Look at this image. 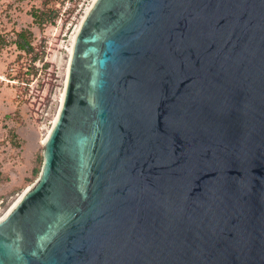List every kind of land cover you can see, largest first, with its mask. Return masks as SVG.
I'll return each instance as SVG.
<instances>
[{"label":"water","instance_id":"95a60500","mask_svg":"<svg viewBox=\"0 0 264 264\" xmlns=\"http://www.w3.org/2000/svg\"><path fill=\"white\" fill-rule=\"evenodd\" d=\"M0 264H264V0H95Z\"/></svg>","mask_w":264,"mask_h":264},{"label":"rangeland","instance_id":"374dc122","mask_svg":"<svg viewBox=\"0 0 264 264\" xmlns=\"http://www.w3.org/2000/svg\"><path fill=\"white\" fill-rule=\"evenodd\" d=\"M92 1L0 0V216L39 175L42 141L64 92L69 48ZM19 39L30 49L18 48Z\"/></svg>","mask_w":264,"mask_h":264},{"label":"trees","instance_id":"16d2710c","mask_svg":"<svg viewBox=\"0 0 264 264\" xmlns=\"http://www.w3.org/2000/svg\"><path fill=\"white\" fill-rule=\"evenodd\" d=\"M24 34L21 33L19 36L22 37ZM4 42L2 36L0 35V45H2ZM16 45L18 46V48H20L21 50L27 51L30 49V43L27 40H23V39H19L16 41Z\"/></svg>","mask_w":264,"mask_h":264},{"label":"bare ground","instance_id":"6f19581e","mask_svg":"<svg viewBox=\"0 0 264 264\" xmlns=\"http://www.w3.org/2000/svg\"><path fill=\"white\" fill-rule=\"evenodd\" d=\"M94 1H95V0H94ZM92 2H93V1H92ZM77 30H78V28H77ZM77 30H76V31H77ZM75 34H76V33H75ZM74 39H75V35H74V37H73V42H74ZM72 46H73V43H72ZM69 52H70L69 54H71V52H72V47L69 48ZM62 100H63V95H62V99H61V101H62ZM56 118H57V116H56ZM56 118H55V120H54V123H55V121H56ZM54 123H53V124H54ZM50 130H51V128H50ZM50 130L48 131V134H49ZM48 134L43 138L42 143L45 141V139L47 138ZM43 144H44V143H43ZM29 187H30V186H29ZM29 187H28V188H29ZM28 188H27V189H28ZM27 189H26V190H27ZM26 190H25V191H26ZM25 191H24V192H25ZM24 192H23V193H24ZM23 193H21V195H22ZM21 195H20V196H21ZM20 196H19V197H20ZM19 197H18V198H19ZM16 201H17V200H16ZM16 201H15V202H16ZM15 202H14V203H15ZM14 203H13V204H14ZM13 204H12V205H13ZM10 207H11V206H10ZM9 209H10V208H9ZM9 209H8V210H9ZM8 210L5 211V212L0 216V218H2L4 215H6L7 212H8Z\"/></svg>","mask_w":264,"mask_h":264}]
</instances>
